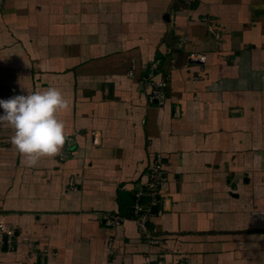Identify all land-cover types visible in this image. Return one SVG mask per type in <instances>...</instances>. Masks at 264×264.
<instances>
[{"label": "crops", "instance_id": "obj_1", "mask_svg": "<svg viewBox=\"0 0 264 264\" xmlns=\"http://www.w3.org/2000/svg\"><path fill=\"white\" fill-rule=\"evenodd\" d=\"M49 87L59 155L29 167L0 127V264H264V0H0V100ZM157 156L150 245L100 217Z\"/></svg>", "mask_w": 264, "mask_h": 264}, {"label": "clouds", "instance_id": "obj_2", "mask_svg": "<svg viewBox=\"0 0 264 264\" xmlns=\"http://www.w3.org/2000/svg\"><path fill=\"white\" fill-rule=\"evenodd\" d=\"M68 108L69 101L55 87L0 100V127L13 130L11 143L27 166L35 167L42 158L61 153L67 137L65 124L57 114Z\"/></svg>", "mask_w": 264, "mask_h": 264}, {"label": "built area", "instance_id": "obj_3", "mask_svg": "<svg viewBox=\"0 0 264 264\" xmlns=\"http://www.w3.org/2000/svg\"><path fill=\"white\" fill-rule=\"evenodd\" d=\"M185 40V39H184ZM189 59L193 62L204 63L205 57L197 54H190ZM157 63L153 68H156ZM135 65H132L128 71V76L134 75ZM165 87L162 82L154 83L153 89L149 96V101H158L161 99V90ZM167 180L165 164L160 156H157L152 166L147 172V180L144 186L138 187L133 191V201L130 212L126 216L119 214H104L100 218L102 223L111 229H116L126 220H131L137 227L138 231L145 237L150 245L159 244L149 230V218L152 216L153 208L160 203L161 187ZM74 180H70L68 185L75 190ZM13 229L0 224V249L12 250L14 248ZM108 249H112V240L107 242ZM148 263V259L145 260Z\"/></svg>", "mask_w": 264, "mask_h": 264}, {"label": "water", "instance_id": "obj_4", "mask_svg": "<svg viewBox=\"0 0 264 264\" xmlns=\"http://www.w3.org/2000/svg\"><path fill=\"white\" fill-rule=\"evenodd\" d=\"M155 211V208H153V212ZM3 250H5V249H3Z\"/></svg>", "mask_w": 264, "mask_h": 264}]
</instances>
